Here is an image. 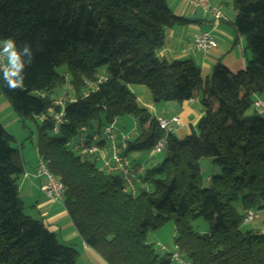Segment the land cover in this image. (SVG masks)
<instances>
[{
	"label": "trees",
	"instance_id": "trees-1",
	"mask_svg": "<svg viewBox=\"0 0 264 264\" xmlns=\"http://www.w3.org/2000/svg\"><path fill=\"white\" fill-rule=\"evenodd\" d=\"M232 6L234 27L251 56L243 71L217 64L202 77L190 59L158 57L166 31L189 21L173 15L165 0L0 4V41L28 43L34 54L23 88L10 90L0 73V93L14 113L21 119L46 114L50 105L37 93L66 81L72 86L75 101L64 107L67 124L54 135L51 122L42 121L36 152L64 186L62 205L75 231L106 264H172L169 253H157L146 240L170 220L173 244L190 264H264V234L242 230V212L264 209V115L253 109L255 96L264 101V0H232ZM60 66L65 75L56 72ZM100 70L107 81L83 97L84 79ZM132 85L146 87L154 103H182L200 94L204 109L188 135L166 137L162 160L142 178L149 188L134 197L122 192L117 175L65 147L81 127L130 117L136 135L125 153L152 151L163 132L136 105ZM13 141L0 123V264H75L73 248L23 213L16 183L23 164ZM203 158L221 169L207 185L200 173ZM200 218L207 232L192 229Z\"/></svg>",
	"mask_w": 264,
	"mask_h": 264
},
{
	"label": "crops",
	"instance_id": "crops-1",
	"mask_svg": "<svg viewBox=\"0 0 264 264\" xmlns=\"http://www.w3.org/2000/svg\"><path fill=\"white\" fill-rule=\"evenodd\" d=\"M165 1L173 15L183 17L189 21L184 25L174 26L166 31L163 46L158 51L160 59L166 62L190 59L200 69L202 77H208L213 67L217 64L226 67L232 73L245 69L250 56L247 54L244 38L237 33L233 24L236 12L232 8V0H229L231 3L230 8H228L227 0H211L212 4L222 7L227 18V21L220 22L213 30L211 16L193 11L189 4L190 0ZM203 31L212 32L217 46L206 52H197L192 48V38L195 34ZM129 89L135 97L136 105L141 109H145L152 117L179 116L181 118L184 126L176 130L173 134L174 136L180 130L182 138L188 135L204 112L202 106H197V97L194 98L193 102H165L158 111L159 104L153 102L146 87L132 85L129 86ZM162 113L167 115L164 116ZM8 133L10 134V132ZM20 155L23 173L16 183L23 213L32 219L41 221L50 232L56 235L62 245L75 248L76 252L87 264H106L82 241L72 226L63 205L52 203L40 191L43 180L31 176L35 172L36 149L32 153L22 150V146H20ZM132 161L137 166L147 163L145 159L140 160V158ZM25 173L30 175L29 178L24 176ZM209 178L210 176L205 181H208ZM206 183L208 184L209 182ZM142 188L149 187L140 185L138 190ZM77 261L75 262L76 264Z\"/></svg>",
	"mask_w": 264,
	"mask_h": 264
},
{
	"label": "built area",
	"instance_id": "built-area-1",
	"mask_svg": "<svg viewBox=\"0 0 264 264\" xmlns=\"http://www.w3.org/2000/svg\"><path fill=\"white\" fill-rule=\"evenodd\" d=\"M189 4L193 11L211 16L212 30L220 22L227 21L222 7L212 4L211 0H190ZM216 46L217 43L211 31L197 33L192 38V48L197 52H206ZM4 62V59L0 57V63ZM106 81L107 77L104 75L84 79L82 96L97 92L99 86ZM37 96L47 100L50 105L46 114L39 116L41 122L49 120L52 125L51 133L59 134L61 127L67 124L64 107L66 103L75 101L71 84L66 81L60 87L37 93ZM188 101L193 102V99ZM253 109L257 114H264V101L258 96L254 97ZM155 120L158 128L163 132V137L152 148L153 155H158L164 151L166 137L183 127V123L179 116L156 117ZM115 124L114 122L93 129L81 127L73 138L65 142V147L74 155L94 162L105 173L117 175L122 182V192L134 197L142 184L145 171L143 165L137 166L125 153L128 141L136 135V121L132 120L130 129H124ZM24 176L29 178L30 175L25 173ZM31 176L43 180L40 191L49 201L63 203L64 186L49 171L45 160L37 156L35 172ZM242 215V225H247L254 219L253 210L246 211ZM160 249L165 251L166 247L161 246ZM168 253L172 264H190L175 244L172 243Z\"/></svg>",
	"mask_w": 264,
	"mask_h": 264
},
{
	"label": "rangeland",
	"instance_id": "rangeland-1",
	"mask_svg": "<svg viewBox=\"0 0 264 264\" xmlns=\"http://www.w3.org/2000/svg\"><path fill=\"white\" fill-rule=\"evenodd\" d=\"M3 1L4 0H0V4L3 3ZM227 1H228V8H230L231 3L229 0ZM246 51H247V54L251 56L250 50L246 48ZM102 71L103 70H100L98 75L103 74ZM56 72L58 74L65 75L66 74L65 67L60 66L56 68ZM67 80H68V77H67ZM200 97L201 95L198 94L197 96V106L198 107H201L199 103ZM164 103L165 102L156 103V104H159L158 111L161 109L160 107ZM251 113H253L252 108H250L246 112V115H250ZM162 115L166 116L167 114L162 113ZM0 123L3 125L6 131L10 132V135L13 137L14 141L12 142V146L14 148H18L20 150V146H22V150L34 153L36 149V140L38 136V131H39V127L41 124V120L39 117L34 118V119L19 118L14 113L6 97L0 93ZM115 123H116L115 125H117L118 127L125 128V129H130L132 127V119L130 117H125V118L116 120ZM181 133L182 132L180 130L179 132L175 134V136L181 139L182 138ZM129 158L131 160L138 159V158H140V160L145 159L147 163L143 165L145 169L144 174H148L149 169H151L154 164L159 163L162 160L163 155L162 154L153 155L152 151L131 152L129 154ZM200 173H201L204 183L207 185L206 182H209L210 178L208 181H205V179L208 176L221 174V169L213 163L212 159L203 158L200 160ZM235 206L238 211L242 212L240 210L239 204H236ZM245 212H242V214H244ZM190 224H191L192 229L195 231H198L199 233H204V232H207L208 230L207 223L201 218L191 222ZM242 230L264 234V209L255 210L254 219L249 224L242 225ZM174 236H175V232H174L173 222L170 220V221H167L165 224H163L158 230L149 232L147 234L146 240L148 243L153 244L154 249L157 253L164 254V253H168L171 250ZM59 243L61 244L60 241ZM161 246H165L166 250L161 251L160 249ZM73 249L75 250V248ZM78 255L79 254L76 252V260H78L77 264H87L84 261V259L81 258L80 255L78 259Z\"/></svg>",
	"mask_w": 264,
	"mask_h": 264
},
{
	"label": "clouds",
	"instance_id": "clouds-1",
	"mask_svg": "<svg viewBox=\"0 0 264 264\" xmlns=\"http://www.w3.org/2000/svg\"><path fill=\"white\" fill-rule=\"evenodd\" d=\"M0 57L4 63H0V73L10 90L24 87V73L26 67L30 66L34 54L28 43L18 45L16 40L8 37L0 41Z\"/></svg>",
	"mask_w": 264,
	"mask_h": 264
}]
</instances>
